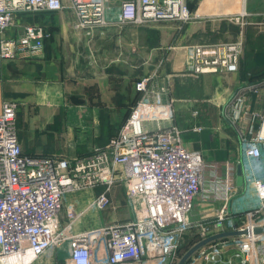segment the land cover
Instances as JSON below:
<instances>
[{"label":"built area","instance_id":"obj_1","mask_svg":"<svg viewBox=\"0 0 264 264\" xmlns=\"http://www.w3.org/2000/svg\"><path fill=\"white\" fill-rule=\"evenodd\" d=\"M65 8L75 15L73 30L92 35L110 25L145 26L175 21L217 18L241 27L263 25L251 21L246 0L237 12L228 11L227 0H0V57L38 58L50 31L43 25L25 23L21 33L8 38L16 16L56 12ZM243 51V39L194 43L187 47L191 73L234 72ZM154 76L135 82L139 97L119 130L109 141L75 158L31 155L22 151L16 127L17 103L4 100L0 111V264H32L52 248L67 242L68 255L55 264H170L183 232L193 224L201 227L200 241L229 230L246 233L220 238L195 251L184 264H264V177L255 175L264 151V110L253 112L242 132L247 179L254 204L236 219L227 211L236 194V169L231 161L207 164L199 151L185 148L174 123L173 99L163 87L153 89ZM264 94V81L245 86ZM245 92L236 97L232 122L241 116ZM200 130V128H198ZM212 174L205 185L204 171ZM115 184L125 187L132 203V217L96 228L71 231L80 217L67 207V223L61 226V210L68 192L102 187L91 206L114 207L109 196ZM222 199L214 217L190 221L196 197ZM177 264V263H176Z\"/></svg>","mask_w":264,"mask_h":264},{"label":"crops","instance_id":"obj_2","mask_svg":"<svg viewBox=\"0 0 264 264\" xmlns=\"http://www.w3.org/2000/svg\"><path fill=\"white\" fill-rule=\"evenodd\" d=\"M239 4L240 0H227L231 12H237ZM246 9L252 14L251 21H264V12L249 7L248 0ZM74 20V13L68 8L19 14L16 25L6 32L8 38L15 37L23 24L33 23L43 25L51 33L41 57H0V111L4 100L17 103L16 127L22 151L75 158L105 145L139 97L135 82L154 76L151 87H163L165 98L173 99L174 123L181 131L185 148L199 151L207 164L217 165L218 173L225 161L235 165L237 192L226 205L229 216L236 219L250 208L255 196L247 181L250 173L241 137L251 114L264 110V94L245 88L264 81V24L241 27L227 20L205 18L183 26L175 21L145 26L110 25L86 35L73 30ZM239 36L243 51L236 71L194 74L188 70L189 45L230 41ZM243 92L241 116L232 122L235 99ZM251 164L260 166L255 175L264 177V151ZM238 165L242 167V185L237 184ZM211 174V167H207L203 174L205 185ZM249 189L251 193L243 195ZM102 190L97 187L65 195L64 207L80 212L71 231L127 220L117 219L113 211L106 212L111 207L99 210L91 206ZM112 194L109 196L113 201ZM197 201L202 207H209L211 218L224 203L220 198L205 201L200 196L194 205ZM60 221L62 227L67 223L65 212ZM67 249L65 241L47 251L38 263L62 262Z\"/></svg>","mask_w":264,"mask_h":264},{"label":"rangeland","instance_id":"obj_3","mask_svg":"<svg viewBox=\"0 0 264 264\" xmlns=\"http://www.w3.org/2000/svg\"><path fill=\"white\" fill-rule=\"evenodd\" d=\"M249 7H251L254 10H257L259 13L264 12V0H248ZM230 11V10H228ZM216 43V42H214ZM116 188L117 191H113ZM122 188L124 191L120 192L119 189ZM113 191V192H112ZM79 192H76L74 194H78ZM112 194V204L114 207H111L112 209H107L108 211H113V215L117 217V219H130L132 217V212L134 211V207L132 206V203L128 201L126 197L125 187L123 185L115 184L111 187L109 191ZM249 193H251V190H246L243 192V195L247 196ZM65 199V198H64ZM200 201H197L194 205V208L190 212L189 219L190 221H196L197 219H203V218H209L211 211L209 207L204 206L202 207L200 205ZM115 208V209H114ZM66 210V207H63L61 210V215L64 214ZM201 227L199 224H193L189 228H187L183 234L181 235L178 247L176 249V252L174 253V259L172 263L170 264H176L181 256L193 245L197 242V240L200 237V230ZM41 261L40 259H37L34 264H39ZM39 262V263H38ZM43 264V263H42ZM55 264V263H54Z\"/></svg>","mask_w":264,"mask_h":264},{"label":"water","instance_id":"obj_4","mask_svg":"<svg viewBox=\"0 0 264 264\" xmlns=\"http://www.w3.org/2000/svg\"><path fill=\"white\" fill-rule=\"evenodd\" d=\"M237 184L242 185L243 184V172H242V167L241 165H238L237 167ZM255 232H264V228H257L254 230ZM246 233L245 230H229V231H222L213 235H210L195 244H193L179 259L177 264H184L187 259L195 252L197 251L200 247L204 246L205 244L212 242L214 240L228 237V236H235V235H241Z\"/></svg>","mask_w":264,"mask_h":264}]
</instances>
